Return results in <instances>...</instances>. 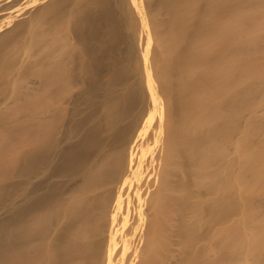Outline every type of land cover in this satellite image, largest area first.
I'll return each instance as SVG.
<instances>
[{"label": "bare ground", "instance_id": "1", "mask_svg": "<svg viewBox=\"0 0 264 264\" xmlns=\"http://www.w3.org/2000/svg\"><path fill=\"white\" fill-rule=\"evenodd\" d=\"M0 264H264V0H0Z\"/></svg>", "mask_w": 264, "mask_h": 264}]
</instances>
